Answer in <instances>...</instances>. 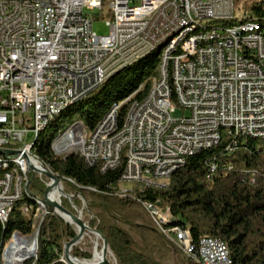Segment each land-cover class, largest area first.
Returning a JSON list of instances; mask_svg holds the SVG:
<instances>
[{"label": "built area", "instance_id": "built-area-1", "mask_svg": "<svg viewBox=\"0 0 264 264\" xmlns=\"http://www.w3.org/2000/svg\"><path fill=\"white\" fill-rule=\"evenodd\" d=\"M234 9L235 0H0V150L17 153L8 156L21 160L30 180L35 175L31 185L38 180L48 186L51 181L33 165L30 138L53 108L95 89L104 76L142 55L178 25L235 19ZM95 10L111 14L108 36L93 32L87 12ZM254 22L249 20L248 28ZM235 30L241 29L232 26L229 35L219 36V43L190 33L166 52L159 64L163 85H156L162 86V93L147 103L134 102L128 138L111 149L109 160H101L111 171L125 154L120 181L158 178L157 166L166 151L211 149L221 142L223 131L230 138L245 134L264 139V44L258 43L264 34L237 39ZM188 54H195V61H188ZM178 110L187 115L174 118ZM115 115L116 111L106 115L94 132L77 127L58 149L86 155L94 163L98 149L109 145ZM98 128H107L104 139H97ZM4 156L0 154V165H6ZM218 168L212 163L210 173ZM177 169L178 163L170 161L169 170ZM19 191L11 177L0 183L2 226L7 205L18 199ZM134 199L185 258L197 264H224L213 241L193 243L188 228H168V220H174L169 208L139 196ZM24 207L26 216L34 215L35 209ZM53 215L48 207V219ZM24 235L17 230L3 242L0 264H38L40 239L34 254H24L18 250Z\"/></svg>", "mask_w": 264, "mask_h": 264}, {"label": "trees", "instance_id": "trees-1", "mask_svg": "<svg viewBox=\"0 0 264 264\" xmlns=\"http://www.w3.org/2000/svg\"><path fill=\"white\" fill-rule=\"evenodd\" d=\"M249 20H254L258 32L264 34V1L253 7L251 18L243 19ZM237 22L235 19L208 24L227 26ZM161 56L159 49L154 50L118 72L86 98L68 105L59 115L80 104L74 114L88 131H93L114 104L123 102L141 86L136 99L142 100L148 95L158 76ZM129 107L124 105L118 112L120 127ZM59 115L38 136L34 152L54 175L75 182V185L69 184L71 192L86 200L87 213L91 216L89 226L106 238L116 264H167L171 260L175 264H197L169 247L163 236L147 224L140 204L134 199L136 196L169 208L174 220H168V228L178 225L188 228L193 243L204 238H218L227 244L234 264H264V139L241 134H233L230 138L223 131L217 146L189 157L168 178L167 186L145 188L138 185L142 189L140 192L133 190L132 196L121 197L119 194H126L121 191L120 181L126 165L125 154L118 168L103 173L100 164L90 167L80 154L57 156L54 153L55 143L68 128L51 142L41 140ZM212 163L219 166L214 174L210 173ZM45 189L46 186L36 181L32 185L30 182L24 199L13 206L3 226L0 222V252H3V242L15 237L17 230L25 232L18 244L33 234L34 215L26 216L24 206L36 209L34 199L44 202L41 196ZM62 204L75 214L81 201L76 199L71 204L63 200ZM76 236L72 226L56 215L48 219L47 214L40 228L38 264H65L60 255L64 253L66 242ZM72 254L84 260L92 257V253L85 254L79 249H73Z\"/></svg>", "mask_w": 264, "mask_h": 264}, {"label": "bare ground", "instance_id": "bare-ground-1", "mask_svg": "<svg viewBox=\"0 0 264 264\" xmlns=\"http://www.w3.org/2000/svg\"><path fill=\"white\" fill-rule=\"evenodd\" d=\"M234 18H221L216 20V22H232L234 21ZM242 20H238V22L234 25L236 29H241V30H235V37L237 39H246V38H256L257 35H262L261 33L258 32V26L256 23H252L249 26V22H242ZM243 24V25H242ZM208 23H203L200 25H197V22H185L184 24L178 25V28L174 30H170L167 32V34L163 35L162 37L159 38V41L156 43H153L152 46L148 50H145L142 55H137L136 58L133 59V61H125L121 63L118 68H115L110 72L108 76H104L101 81L96 85V88L84 92L82 95H78L77 97L73 98H67L66 101H63L58 107L53 108V114L49 115L48 119H46L45 122H40L37 130L34 131V136L30 138V150L31 154L33 157V165L36 169V171L41 172L43 168H46L49 170L47 167H45L42 163V161L36 156L34 152V146L36 143V140L38 136L48 127V125L51 123L52 119L59 115L68 105L75 103L83 98H86L89 96L91 93H93L95 90H97L99 87L104 85L107 81H109L113 76H115L118 72L123 70L124 68L135 64L136 62L140 61L144 57L148 56L151 54L154 50L159 49V51L162 53L161 59L166 55V52L173 48L174 43L177 42H182L183 39L187 37V35L195 36V37H212V43H219V36H225L229 35V31L227 30L228 28L220 26V29H210L208 28ZM216 27V26H215ZM229 27V26H228ZM248 28V29H244ZM178 32V33H177ZM177 33V38L173 39L170 42V38H173L174 34ZM212 35H218V36H212ZM258 43L264 44V36H258ZM162 47V48H161ZM188 61H195V54H188ZM156 85H163V77H159V68H158V76L152 83V88L148 95L142 99V100H137L136 95L130 96L126 99V101L114 104L109 111L105 114V116L99 121L97 128L99 125H102L103 122L106 120V115H109L112 113V111H116L115 115V128H109V145H104L103 149H98V157H94V163L90 162L88 157L86 155H81L83 158L84 162L92 167L95 166L96 164L101 165V171L103 173L108 172L107 169V164H101V160H109V155L111 152V149H116L117 145L123 141L124 138H128L129 135V127L132 122V113H133V107H134V102H140V103H147L151 99V96L156 94V93H162V86H156ZM123 104V105H122ZM129 105V111L127 112V115L125 117V121L122 127L119 126L118 124V112L124 105ZM77 125L84 126V124L79 123ZM76 127V126H75ZM85 127V126H84ZM72 128V127H71ZM74 128V127H73ZM74 128L73 130H75ZM87 132L88 131L87 129ZM94 132V129L93 131ZM71 131H67L65 135L54 145V153L59 156V155H66L68 153L63 152V150H59L58 148V143H62L64 139L69 137V134ZM107 135V128H98L97 130V139H104ZM239 135V134H237ZM245 135V134H241ZM245 136H251V137H256L258 138V135H245ZM202 150V147H194V150L191 151H182V152H174V151H166L165 152V159L160 160L157 166V175L158 178H151L150 179H142L140 177H132L131 179H127V181H121V183L124 182H129V183H135L137 185H141L142 187L149 188V187H158L160 186L158 184L159 180L162 179H168L175 170H169L170 168V161L178 163V167H181L185 164L186 160L198 153L199 151ZM4 164L6 165H0V183H4V180L7 179L8 177L12 178V185H18L20 188V191L18 192V199H15V202H12L7 205V212L5 219L3 223H6L8 220L10 214L12 213L13 206L20 202L21 200L24 199L25 195L27 194V188L29 187L30 180L28 176L27 169L24 168L21 164V160L19 158H15L14 156H4ZM169 170V171H168ZM50 171V170H49ZM168 171V172H167ZM52 173V171H50ZM53 174V173H52ZM54 175V174H53ZM56 176V175H55ZM128 192V191H127ZM62 193H59L57 190L54 193L55 198L61 197ZM35 204H36V209L34 213V230L36 225L39 224V230L44 222L45 216L48 214L46 206L43 201L39 199H34ZM0 205H1V194H0ZM63 218L72 224L71 218L68 216H64ZM79 232V228L77 229V233ZM91 234V233H87ZM85 234V235H87ZM84 235V236H85ZM93 235V234H92ZM96 237V236H95ZM26 239V238H25ZM24 239V240H25ZM39 239V238H38ZM83 239V238H82ZM81 239V240H82ZM98 239V238H97ZM23 240V241H24ZM80 240V241H81ZM203 240L207 241H213L215 245L217 246L219 252L221 253V256L223 257V263L224 264H234L233 260L230 255L229 248L225 242L218 238H204ZM20 242L18 244V250H23L24 254H34V251L36 250L38 246V240L37 238L29 239V242L23 243ZM99 245L96 244L94 248V253H93V258L91 260H86V261H80L76 260L74 257L70 259L68 264H99L103 261L104 257L103 254H101V249L100 252L98 251ZM110 254V253H109ZM111 255V254H110ZM108 259V258H107ZM110 260V259H108Z\"/></svg>", "mask_w": 264, "mask_h": 264}, {"label": "rangeland", "instance_id": "rangeland-1", "mask_svg": "<svg viewBox=\"0 0 264 264\" xmlns=\"http://www.w3.org/2000/svg\"><path fill=\"white\" fill-rule=\"evenodd\" d=\"M261 1H264V0H235V19L237 20H240L241 18L243 17H246V18H251V16H253V7L258 4L259 2ZM89 15H91L92 19H93V32L96 33L98 36H108L110 34V27L107 25V21L111 20V14L105 10V11H99V10H95V11H88L87 12ZM243 23L244 22H249V21H242ZM243 25V24H242ZM216 26V27H215ZM215 26H210L208 25V28L210 29H220L221 27L220 26H223V27H226L228 28L227 30H230V28H232L231 25H225L224 24H218V25H215ZM229 26V27H228ZM178 33V32H177ZM177 33L174 34L173 38H170V42L177 38ZM162 48V47H161ZM154 81V80H153ZM137 93V92H136ZM133 94V95H136ZM131 95V96H133ZM137 96V95H136ZM126 105V104H125ZM80 108V104L73 107L70 111H66L62 116H58L57 119H56V123L53 127H51L49 129V131H47L46 133L43 134V136L41 137V140L45 141L46 143L48 142H51L53 141L54 139H56L60 134L61 132L65 131L67 128L68 130L67 131H71V133L73 132V129L77 127H79L80 125H77L79 123H82L80 121V118L78 115L74 114L78 109ZM185 115H187V113H185L184 111L182 110H178L175 114H174V118H182L184 117ZM71 122L73 123L71 125L72 128H69L70 127V124ZM61 123H63V125H61ZM83 124V123H82ZM59 126V128H58ZM76 126V127H75ZM74 127V128H73ZM66 131V132H67ZM69 136H70V133H68ZM58 142V141H57ZM56 142V143H57ZM55 143V144H56ZM58 147L56 148H59L60 147V143H58ZM60 150V149H59ZM59 156H63V155H59ZM57 174V173H56ZM29 180H30V177H29ZM62 180V186H63V189H64V192L70 196H76L72 201H70L69 199L67 198H62V202L63 200H67L68 202H70L71 204L74 203V201L76 199H79L81 201V205L80 207H77L75 208V211L77 214L78 211L81 212L82 214V219L83 221L89 225V220H90V215L87 213V203H86V200L84 198L81 197L80 194H76V193H72L71 192V189L69 187V184L70 185H75V182L72 181V180H65V179H61ZM38 182V180L36 181V183ZM168 182H169V179H162V180H159L158 181V184L160 186H167L168 185ZM43 185V184H42ZM45 186V185H43ZM141 186V185H140ZM142 187V186H141ZM47 188V186H46ZM46 190V189H45ZM68 192H66V191ZM133 190H138L139 192L142 190L137 184L135 183H129V182H124V183H121V191L123 193H126L127 191L128 192H131ZM44 196V195H43ZM41 196V197H43ZM63 205V204H62ZM141 206V205H140ZM162 209L166 210V206H161ZM141 211L142 213L144 214L145 218H146V222L148 225H150L158 234H160L153 226V223L149 217V215L146 213V211L143 209V207L141 206ZM54 212V211H53ZM55 213V212H54ZM55 215L57 216V214L55 213ZM62 220V219H61ZM65 222V221H64ZM66 223V222H65ZM67 224V223H66ZM69 225V224H68ZM72 226V225H70ZM76 233H77V230H76V227L75 226H72ZM39 235H40V230H39V224L36 225L35 227V230L33 232L32 235H30L29 237H27L23 243H27L29 242V239H33V238H39ZM162 235V234H160ZM163 236V235H162ZM163 238L166 240V242L168 243L169 247L179 251L177 248H175L164 236ZM102 241L97 239V237H95L94 235L92 234H87L83 237V239L80 241V243L74 247V249H79L80 252H83V253H92V257L90 259H86V260H91L93 258V253H94V248H95V245L98 244L99 247L102 246ZM67 243V242H66ZM98 251L100 252V248L98 249ZM56 253L57 250L55 251ZM102 254V252H100ZM179 253L181 254L182 257L183 254L179 251ZM60 258L61 260L63 259V255H60ZM107 258L110 259V262L115 264L116 261L114 259V256L110 255L108 253L107 255ZM84 260V259H83ZM94 260V258H93ZM167 264H175V261L174 260H171L170 262H168Z\"/></svg>", "mask_w": 264, "mask_h": 264}, {"label": "water", "instance_id": "water-1", "mask_svg": "<svg viewBox=\"0 0 264 264\" xmlns=\"http://www.w3.org/2000/svg\"><path fill=\"white\" fill-rule=\"evenodd\" d=\"M0 154L8 156V155H15L17 153L13 151L0 150ZM41 172L45 177H47L51 181V183L47 186L44 196H43V199L46 205L52 211H54L60 219L65 221L67 224L75 226L76 230L79 228V232L77 233V236L64 245V253H63L62 262H64L65 264H68V262L70 261L72 257H74L76 260L86 261V260H83L82 258H79L73 255L72 251L74 247L80 243V240L84 237L85 234L91 233L94 236H96L99 240L102 241L101 252L103 254L104 259L99 264H113L110 262V260L107 259L108 253H110L112 256L113 254H112V251L110 250V247H109V244L106 238L99 231H97L96 229H92L88 224H86L83 221L81 212L78 211L77 214H74L62 205V198H67L70 201H72L76 196H70L66 194L62 186V180L58 178L57 176L53 175L49 170H47L46 168H43ZM34 179H35V175L33 174L30 182L32 183ZM56 190L59 193H62L61 197L59 198L53 197ZM63 215L71 218L72 224L67 222L63 218Z\"/></svg>", "mask_w": 264, "mask_h": 264}]
</instances>
